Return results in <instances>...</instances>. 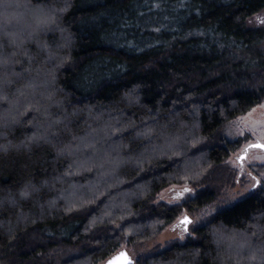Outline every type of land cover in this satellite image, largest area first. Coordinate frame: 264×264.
Instances as JSON below:
<instances>
[{
  "label": "trees",
  "instance_id": "16d2710c",
  "mask_svg": "<svg viewBox=\"0 0 264 264\" xmlns=\"http://www.w3.org/2000/svg\"><path fill=\"white\" fill-rule=\"evenodd\" d=\"M2 3L30 13L19 53L0 29V264L104 263L216 199L239 144L221 126L264 97V0ZM36 8L50 21L31 29ZM184 182L194 197L156 201ZM238 236L264 264V181L132 264H243Z\"/></svg>",
  "mask_w": 264,
  "mask_h": 264
},
{
  "label": "rangeland",
  "instance_id": "374dc122",
  "mask_svg": "<svg viewBox=\"0 0 264 264\" xmlns=\"http://www.w3.org/2000/svg\"><path fill=\"white\" fill-rule=\"evenodd\" d=\"M13 7L20 11L24 8L20 6L18 1L15 2ZM26 11L27 9H24L23 12H17L14 9H5V5L3 3L0 4V29H10L9 32H2V36L7 41H10L11 49H17V53H19L18 50H20L21 45L24 43L22 41L23 38L21 39L20 37L22 33L18 35L17 28L14 29V27L19 26L21 21H25L24 13H30ZM32 11L34 24L31 26V29H34L36 22L39 25H43L46 21H50L49 13L51 12L48 9L36 8ZM249 24L253 27H264V9L252 16L249 19ZM23 29L27 28L24 27ZM262 48L264 50V42L262 43ZM6 61L5 63L1 61V63L7 66L12 64L10 60ZM220 130L225 138L230 141L237 140L239 144L224 161V166H227L226 173L230 172V175L227 177L224 176L216 183V186H218L216 199L210 204L194 211H188L184 208L174 221L157 234L155 238L134 246L121 247L119 250L126 249L131 257L136 260L140 254L161 250L172 240L184 241L186 237L193 233L195 227L206 222L214 211L241 199L237 196V193L243 192L245 193V197L262 186L264 181V150L251 147L250 144L256 141L264 143V97L244 113L225 121ZM243 153L245 154L244 156H242ZM199 162L197 160L195 164L188 165L184 171L198 172L197 169L201 166ZM257 180L261 183L257 184L256 187H252V185L256 184ZM199 188L200 186L189 184V182L172 184L157 193L156 201H164L171 204L188 201L195 196ZM185 217L189 218L190 221L187 223V230H185L183 219ZM221 235L220 233H213L216 242H226L227 239ZM244 239V236H238L237 240L231 239L230 242L233 245L228 247L231 251L228 254L231 257L238 258L239 261L245 262L243 264H250L252 260L251 256L244 257L242 255L241 244H244ZM102 263L103 261L99 264Z\"/></svg>",
  "mask_w": 264,
  "mask_h": 264
},
{
  "label": "water",
  "instance_id": "95a60500",
  "mask_svg": "<svg viewBox=\"0 0 264 264\" xmlns=\"http://www.w3.org/2000/svg\"><path fill=\"white\" fill-rule=\"evenodd\" d=\"M257 144H264L260 141H256L250 144L251 147H256L255 145ZM256 148H261V147H256ZM264 150V148H261ZM245 154L243 153L242 156ZM184 219V218H183ZM134 259L131 257V255L128 253L126 249H121L109 256L104 263L102 264H132Z\"/></svg>",
  "mask_w": 264,
  "mask_h": 264
},
{
  "label": "snow or ice",
  "instance_id": "6c2138e0",
  "mask_svg": "<svg viewBox=\"0 0 264 264\" xmlns=\"http://www.w3.org/2000/svg\"><path fill=\"white\" fill-rule=\"evenodd\" d=\"M256 147H261L264 148V144H257L255 145ZM261 182L259 180H257L256 184L252 185V187H256L257 184H260ZM182 195V194H180ZM245 193L241 192V193H237V196L240 198H244ZM190 222L189 218L185 217L184 218V223H185V230H187V223Z\"/></svg>",
  "mask_w": 264,
  "mask_h": 264
}]
</instances>
